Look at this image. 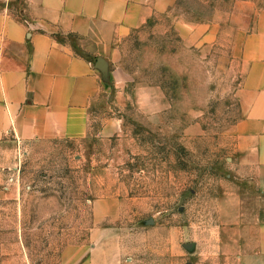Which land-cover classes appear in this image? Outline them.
I'll return each mask as SVG.
<instances>
[{
  "label": "rangeland",
  "instance_id": "obj_1",
  "mask_svg": "<svg viewBox=\"0 0 264 264\" xmlns=\"http://www.w3.org/2000/svg\"><path fill=\"white\" fill-rule=\"evenodd\" d=\"M235 1L175 0L115 45L85 138L0 141V264H60L96 232L123 264H237L233 201L246 225L264 221L234 156L240 60L225 28L178 23Z\"/></svg>",
  "mask_w": 264,
  "mask_h": 264
},
{
  "label": "crops",
  "instance_id": "obj_2",
  "mask_svg": "<svg viewBox=\"0 0 264 264\" xmlns=\"http://www.w3.org/2000/svg\"><path fill=\"white\" fill-rule=\"evenodd\" d=\"M175 0H0V141L78 140L93 105L109 89L99 58L134 31L168 15ZM220 29L234 40L241 66L234 156L264 196V0H236L224 13L186 24ZM213 36L204 34V38ZM70 39V40H69ZM74 41V43L70 42ZM237 264H264V221L246 225L233 201ZM100 218V212H97ZM66 246L60 264H123L107 240Z\"/></svg>",
  "mask_w": 264,
  "mask_h": 264
},
{
  "label": "water",
  "instance_id": "obj_3",
  "mask_svg": "<svg viewBox=\"0 0 264 264\" xmlns=\"http://www.w3.org/2000/svg\"><path fill=\"white\" fill-rule=\"evenodd\" d=\"M97 68L101 73L103 74L104 78L107 79V63L105 62L104 59L99 58L96 64Z\"/></svg>",
  "mask_w": 264,
  "mask_h": 264
}]
</instances>
